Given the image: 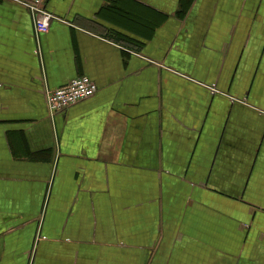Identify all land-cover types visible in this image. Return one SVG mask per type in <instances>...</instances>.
<instances>
[{
  "label": "crops",
  "instance_id": "1",
  "mask_svg": "<svg viewBox=\"0 0 264 264\" xmlns=\"http://www.w3.org/2000/svg\"><path fill=\"white\" fill-rule=\"evenodd\" d=\"M20 1L0 0V264H264V0ZM78 76L95 95L51 115Z\"/></svg>",
  "mask_w": 264,
  "mask_h": 264
},
{
  "label": "built area",
  "instance_id": "2",
  "mask_svg": "<svg viewBox=\"0 0 264 264\" xmlns=\"http://www.w3.org/2000/svg\"><path fill=\"white\" fill-rule=\"evenodd\" d=\"M22 2L20 0H14ZM30 11L34 26L35 37L48 31L52 15L42 8L38 2H23ZM39 51V49H37ZM97 92V86L89 77L78 76L66 85L55 89H45L46 107L51 115L63 112L72 105L91 98Z\"/></svg>",
  "mask_w": 264,
  "mask_h": 264
}]
</instances>
